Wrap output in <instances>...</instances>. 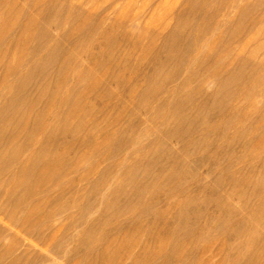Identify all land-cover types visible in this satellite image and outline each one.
Segmentation results:
<instances>
[{"label": "bare ground", "instance_id": "1", "mask_svg": "<svg viewBox=\"0 0 264 264\" xmlns=\"http://www.w3.org/2000/svg\"><path fill=\"white\" fill-rule=\"evenodd\" d=\"M184 1V7L173 14L174 23L161 30L148 32V46L149 44L150 46L154 45L149 49L143 45V37L135 34L132 30L124 29L122 22L114 21L103 26L106 17L100 13L95 15L96 12L86 11L84 5L88 2L85 0H71L61 6H57L52 0H42L40 16L49 19L45 23L29 19L24 26L25 29L33 30V38L37 40L34 47L36 59L32 61L26 71L22 70V63L18 65L11 63L10 41L13 38L12 27L18 23L17 18H4L0 24V50H4L2 55L0 54V68L3 73L1 85L6 90L5 92L0 90L5 95V100L0 99V199L4 200L0 203V216L3 215L1 208L5 205L21 208L25 213L22 214L20 220L27 222L28 226L22 232L23 235L15 233L7 247H0V262L3 259H8L7 264H51L45 259L46 257L32 253L36 244L26 237L31 230L38 234V238L34 240L45 241L48 239V241L51 240V243L54 240L52 245L56 248L67 247L68 243L74 244L72 251L75 256L82 255L85 261L92 260V262L101 264L105 257L111 259L119 249L128 246L129 243L124 239V232L128 233L130 228L124 223V220H117L119 217L117 215L131 219L129 227L136 234L142 231L143 219L148 218L149 220V226L143 231L148 239L140 254L135 255L129 264H193L195 259L201 260L196 256L201 236L196 240L192 239L195 234L197 235L196 226L187 220V218L194 220L197 218L196 214H141L139 211L143 212L145 206L136 212L131 211L133 206H141V204L137 205L135 197L132 196L133 198L127 199L125 205L120 206L122 198L126 199L127 197V193L120 186L112 192L106 188L85 190L91 192L95 198L111 196L110 201H106L101 206L103 214H96L98 217L95 219L88 214H79L77 219L55 225L50 222L54 217L53 214H44L42 206H37L32 211L29 209L30 203H28L32 195L30 190L32 181H36L39 186H42L49 177L67 168L73 160L63 153L67 154L76 144L65 142L61 145L58 139L69 134V131H80L87 127L88 123L83 122L82 119L86 120L90 114H93L94 108L81 111L85 108L83 100L86 96L101 101L122 98L109 87L110 82L118 83L136 100L151 102L158 99L161 106L168 105L169 112L164 117L173 120V124L170 127L166 126L165 129L168 139L177 140L187 149L202 150L203 154L211 145L210 142L205 145L203 137L198 140H187L186 138L194 131H200L204 136L210 133L215 134L214 127H209L208 124L202 122L204 116L219 117L225 108L231 107L232 113L224 119L227 122L240 119L242 115L239 110L242 107L241 103H238L240 99L236 97L239 92L238 85L241 82L260 83L264 77V56L259 55V51H250L244 54L246 44L244 39L264 22V12L253 14V10L264 7V0H242L237 4L235 2L238 0ZM13 9L14 7L11 10ZM230 9H236L233 15L229 11ZM62 11H65L70 19L77 23L70 32L72 37L85 41L98 40L97 43L103 45L104 49L96 55L98 60L94 66L84 65L76 53L69 54L67 64L61 66L57 71H53V78H47L45 75L54 69L55 63L63 51V46L50 36L48 27L57 23L56 17ZM2 13H4V8L0 7V14ZM15 13L22 15L23 9H18ZM134 19H136V15ZM218 24L224 27L221 32L223 35H220L214 42L208 43L210 37L216 35ZM118 27L123 28L118 29ZM158 40H160L159 43ZM130 44L132 50L127 55H112L111 51L120 50L122 46ZM137 51H141L147 60L149 59L145 73H142L140 65L133 62ZM96 56L94 53L91 55L93 58ZM183 66L186 67L182 72ZM189 66H194V69L189 71ZM95 67L108 69L103 79L98 80L93 77ZM127 71L130 74H141L134 80L128 79L126 78ZM9 75L15 76V83L11 86L7 82ZM36 77L40 79L38 83L41 90L36 91L34 95L24 94L28 85ZM179 77V83L173 94L176 95L175 99L173 100L172 96L159 97L161 92L166 89V85L176 83ZM208 80L214 87L211 91L206 88L202 89L204 82L206 83ZM193 82L197 84L191 87ZM65 85H67L66 92H64ZM182 90H185L183 95L180 93ZM198 97L202 99L199 104L195 105L194 101ZM26 102H29L31 108L38 103L47 106L70 105L72 109L69 114L74 119V123L70 127L61 123L59 116L55 115L52 118L55 120L53 125L47 128L46 123L48 118L50 120V116L47 110H41L42 112L39 110L35 121L30 125V118L21 109V106ZM260 110V106H254L251 112L243 115L245 124L242 129L234 131V136L226 143L227 151L225 152L220 146L217 155L214 156L213 163L216 166L226 158L231 164L244 161L245 154L237 157L236 161L233 160L234 154L230 148L241 142L249 149L252 148L253 138L245 139V136L246 132L252 129V126L254 127L250 123L253 113H259ZM100 111L103 115L107 113L104 106L100 108ZM254 128L264 130V122ZM97 129L95 125L94 130L85 135L80 145H88L91 140H94L93 137L97 134ZM40 133L42 137L36 138ZM123 133L106 139L102 146H107L109 143L113 150L122 147L125 141ZM61 146H63L62 150H60ZM163 149L166 153H170L167 154V160H172L183 168L185 163L177 159L178 157L174 155L175 152L171 154V148L166 143ZM28 150H33V153L27 154ZM138 164L139 161L129 163L127 171H133ZM179 175V173L173 172L165 177L168 182L177 179ZM127 179L133 181L131 176ZM230 179L235 184L241 181H243L242 183L247 182L244 177H239V179L230 177ZM73 184L75 185V183ZM46 191L42 189L38 195L42 196ZM138 191L137 194H139ZM222 207L228 212L226 214L228 220L233 219L236 224H239V227L243 226V220L235 218L236 214H234L233 208L225 204ZM113 208L127 214H111ZM151 208L148 207V209ZM2 221L3 218L0 217V236L10 230L9 227L1 226ZM46 223L48 224L44 228ZM161 224L162 226L159 227ZM76 227H81L82 236L75 238L71 234L70 237L69 230ZM220 228L226 229L227 226L220 225ZM117 233L121 234L119 239L114 236ZM258 240L259 237L251 235L248 239L241 241L242 251L240 253L231 247L235 254L233 259L231 258L232 263L230 264H241L240 256L242 255L252 259ZM148 242H152L154 246H147ZM138 243L139 241H135V244L140 245ZM183 245H186L188 252L179 255L178 250Z\"/></svg>", "mask_w": 264, "mask_h": 264}, {"label": "rangeland", "instance_id": "2", "mask_svg": "<svg viewBox=\"0 0 264 264\" xmlns=\"http://www.w3.org/2000/svg\"><path fill=\"white\" fill-rule=\"evenodd\" d=\"M39 1L8 0L6 2L5 0H0V7L4 8V13L0 14V24L4 18L9 17L17 18L18 21L12 27L13 38L10 41L11 63L12 65L22 63L23 71H26L32 61L36 59L34 47L37 44V40L33 38V30L25 29L24 26L29 19H34L38 23H45L49 19L40 16L39 10L42 6L40 5L42 0ZM52 1L57 6L71 2V0ZM85 1L88 2V4L84 5L86 11L90 10L96 12L95 15L100 13L106 17L102 24L103 26L114 21L117 23L122 22L124 29L132 30L135 34L142 36L143 45H146L149 49L154 45L150 46L149 44L150 47L148 46V32L161 30L174 23V12L183 8L185 2L184 0ZM239 1L241 2L242 0H238L235 4L239 3ZM13 7L14 9L11 10ZM21 8L23 9L22 15H16L15 12ZM235 10L230 9L229 11L233 15ZM263 12V6L258 8V10H253V14H262ZM135 15L136 19H134ZM56 18L57 23L49 25L48 31L50 36L63 46V51L59 55L54 69L48 71L45 76L53 78L54 72L61 66L66 65L69 54L73 53L80 57L84 65L94 66V64H97L98 57L96 55L103 51V45L97 43L98 40L85 41L72 37L70 32L77 23L72 21L65 11L60 12ZM123 27H118V29ZM223 28L221 24H218L216 35L210 37L208 43H212L220 35L222 36ZM244 41L246 43L244 54L250 51H259V55L264 56V22L258 25L255 31ZM159 42L160 40H158ZM131 50L130 44L129 46H122L120 50H113L111 53L112 55H127ZM3 52L4 50L1 49L0 54L2 55ZM92 53L95 54V58L91 57ZM148 60L141 51H137L133 62L140 65L142 73H145ZM185 67H182V72ZM95 68L93 77L98 80L103 79L108 69ZM193 69L194 66H189L188 68L189 71ZM140 74H130L127 71L126 78L134 80ZM2 75L0 68V90L2 89V92H5L6 90L1 85ZM39 80L36 77L28 85L24 94L34 95L36 91L39 92L41 90L38 83ZM179 80L180 77L176 83H168L166 89L161 92L159 97L172 96L174 100L176 95L173 94ZM14 81V75L7 77V82L10 86L15 83ZM196 84V82H193L190 86L194 87ZM109 85L122 98L120 100L107 99L101 101L95 98H87L86 96L83 100L85 108L81 111L94 108L93 114H90L91 116L89 115L86 120L82 119L83 122L86 121L88 123L87 127L80 131H69V134L58 139L61 145L65 142L76 144L67 154L63 153L73 158V160L67 168L49 177L42 186H39L36 181H32L30 185L32 195L28 202L30 203L29 209L33 211L37 206H42L44 214L54 215L50 222L55 225L67 223L71 219H77L79 214H88L95 219V217H98L96 214H103L101 206L106 201L109 202L111 196L106 195L104 198H95L91 192L89 193L85 190H94L95 188L103 190L106 188L112 192L120 186L127 193L126 199L122 198L120 206L125 205L127 199L133 198L132 196L135 197L137 205L141 204V206H133L131 211L136 212L145 206L146 208L143 212L139 211L141 214H196L197 218L194 220L187 218L188 222L195 225L197 230V235L195 234L192 239L196 240L201 236L196 255L201 260L195 259L193 264H230L232 263L231 258L234 256V252L240 253L242 251L241 241L248 239L251 235L259 237L255 254L252 259L247 258L246 255L240 256V263L264 264V130L254 128L264 122V77L260 83L241 82L238 85L239 92L236 97L240 99L238 103L240 102L242 107L239 110L242 115L240 119L227 122L224 117H229L232 113V108L228 107L220 113L221 116L219 117L214 115L202 118V122L208 124L209 127L215 128V134L210 133L204 136L200 131H194L188 135L187 140H198L203 137L205 145L210 142L211 145H209L204 154L201 152L202 150L187 149L177 140L168 139L165 129L166 126L170 127L173 124L172 119L168 120L167 117H164L169 112L168 105L161 106L158 99L151 102L136 100L130 96L131 93L125 91L118 83L110 82ZM205 88L208 91L214 88L210 80L206 83L204 82L202 89L205 90ZM66 91L67 85L64 86V92ZM2 92L0 91V94ZM184 92L185 90H182L180 92L181 95ZM0 99L5 100V95H0ZM201 99V97H198L194 104H199ZM103 106L107 109L105 115L101 114L100 111ZM254 106H260L261 110L259 113H253L252 122L250 123L254 127L252 126V129H249L245 136V139L253 138L252 148L249 149L242 142L230 148L234 154L232 156L233 160L236 161L237 157L245 154L244 161L231 164L226 158L219 163L220 165L216 166L213 163V158L217 155L218 149L222 146L223 150L227 151L226 143L234 136V131L243 128L245 124L243 115L251 112ZM21 107L24 110L23 113H26L30 118V125L35 121L39 110H47L50 116V120L48 118L46 123L47 128L53 125L55 120L52 118L55 115L59 116L61 123L69 126L74 123V119L69 114L70 109H72L70 105L56 104L47 106L43 105V103H38L31 108L29 102H26ZM95 125L98 129L96 130L97 134L93 137L94 140H91L88 145H80L85 135L94 130ZM121 132L125 134V141L122 147L113 150L109 143L107 146H102L106 139L119 135ZM41 137V133L36 136L38 139ZM165 143L171 148V154L175 152L174 155L178 157L177 159L185 163L183 168L176 165L174 161L167 160V154L170 153H166L163 149ZM62 147H60V150H62ZM26 153L31 155L33 150H28ZM135 161H139L137 167L133 171H127V165ZM173 172L180 175L178 178L176 177L177 179L167 182L165 176ZM130 176L133 181L127 179ZM230 177H236L237 179L244 177L247 182L242 183L243 181H241L235 184ZM158 180L161 181L159 182ZM147 185L150 187L148 188ZM42 189L47 190L46 193L42 196L38 195V192L42 191ZM68 190L70 191L68 192ZM137 191L139 194H137ZM151 193L153 194L151 195ZM0 200V203L4 201L3 198ZM224 204L234 209L235 218L243 220V226L239 227V224H236L233 219L228 220L226 215L228 212L222 207ZM148 207L152 208L148 209ZM113 209L111 214H127L121 210ZM24 213L23 209L12 205H5L1 208V214H3L0 216L3 218L1 226L9 227L10 230L0 236V247H7L15 233L23 235L22 232L28 226L27 222L20 220ZM12 214H15V216H12ZM117 216H119L117 220H124V223L130 228L128 233L124 232V239L129 243L128 246L126 245L119 249L111 259L105 257L104 262L101 264H129L135 255L140 254L144 243L148 239L143 232L149 226L148 218L143 219L141 223L142 231L136 234L129 227L131 219H126L125 216ZM35 221L37 220L35 219ZM47 224H44L43 227L45 228ZM220 225H226L227 228L222 229ZM161 226L162 224L159 227ZM81 231V227L71 228L69 230L70 237L71 234L75 238L81 237ZM114 236L119 239L121 234L117 233ZM26 237L36 244L32 253L46 257L45 259L51 264L52 262L53 264H98L92 262V260H83L82 255L75 256L72 251L74 244L68 243L67 247L56 248L52 245L54 240L52 243L48 239H45V241L34 240L38 238V234L36 231L31 230ZM135 241H139L140 245L135 244ZM147 244L150 247L154 246L152 242ZM187 252L188 248L186 245L181 246L178 250L179 255ZM7 263L8 259H3L0 262V264Z\"/></svg>", "mask_w": 264, "mask_h": 264}]
</instances>
